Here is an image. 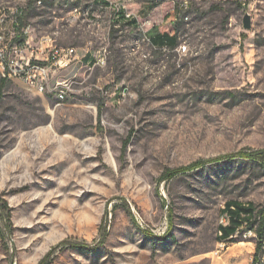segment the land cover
Returning <instances> with one entry per match:
<instances>
[{
    "label": "rangeland",
    "instance_id": "obj_1",
    "mask_svg": "<svg viewBox=\"0 0 264 264\" xmlns=\"http://www.w3.org/2000/svg\"><path fill=\"white\" fill-rule=\"evenodd\" d=\"M32 1L0 0L7 56L79 59L60 103L0 65V264H253L218 228L228 201L264 208L240 155L264 149V0ZM175 5L177 44L153 43Z\"/></svg>",
    "mask_w": 264,
    "mask_h": 264
},
{
    "label": "built area",
    "instance_id": "obj_2",
    "mask_svg": "<svg viewBox=\"0 0 264 264\" xmlns=\"http://www.w3.org/2000/svg\"><path fill=\"white\" fill-rule=\"evenodd\" d=\"M18 12L22 13L23 10ZM7 17L6 12H0V65L4 76H19L41 93H46L47 95L57 94L58 103L63 102L66 99L71 86L65 80L54 78L57 71L69 67L79 59L76 47L57 46L47 41V46L44 50L45 54L43 56L35 55L33 52L31 56L22 55L20 59L16 57H8L7 48L6 45H4L6 37L1 31ZM27 45L28 41L25 40L23 45L15 43L9 46H11L12 50L21 54V49ZM224 217H229V215L222 214L220 225H224ZM219 234L221 235L222 232L220 231ZM240 237L243 238V240L253 238L257 241V235H250L246 222L238 227L236 233H233L230 236V238L233 239H238ZM227 244H230V242L223 241L222 246ZM261 254H264V239L261 242V248L255 264H264V262H261Z\"/></svg>",
    "mask_w": 264,
    "mask_h": 264
},
{
    "label": "trees",
    "instance_id": "obj_3",
    "mask_svg": "<svg viewBox=\"0 0 264 264\" xmlns=\"http://www.w3.org/2000/svg\"><path fill=\"white\" fill-rule=\"evenodd\" d=\"M33 1L30 0V5ZM179 6L175 5L173 9H171L168 13L165 14L162 26L167 27L160 31L153 40V43H158L164 46H170L174 47L177 44L178 36H177V28L175 26H172V23L178 22V15L180 14L179 11H177V8ZM180 9V8H179ZM181 11V9H180ZM24 12V11H23ZM22 12V14H23ZM19 13V12H18ZM123 17H126L125 14ZM14 27L17 31L16 36L12 40V44L17 43L19 45H23L26 40V34H25V28L27 27V23L23 21V18L20 14H17L16 19L14 20ZM169 24V25H168ZM7 81V77L2 78V83L4 84ZM2 89V88H1ZM0 90V102H1V92ZM241 156L257 161L264 165V149L260 151H254V152H241ZM203 161H196L190 165L182 166L173 170H169L164 174V177L170 178L177 176L180 173L195 169L202 165ZM222 213H226L229 215V223L227 225H219L218 228V239L223 243V241H227L230 243L238 242L241 237L238 239L230 238V236L238 229L239 226H241L243 223L246 222V226L248 228H254L257 232V238L256 242V251L253 259V264H255L258 254L261 248V242L264 239V208L257 209L255 205L248 204L244 205L241 204L238 201L231 200L226 203L225 208L222 210ZM248 221V222H247ZM222 232L220 235L219 232ZM162 240L166 239L165 237L160 238ZM43 263V262H42Z\"/></svg>",
    "mask_w": 264,
    "mask_h": 264
},
{
    "label": "bare ground",
    "instance_id": "obj_4",
    "mask_svg": "<svg viewBox=\"0 0 264 264\" xmlns=\"http://www.w3.org/2000/svg\"><path fill=\"white\" fill-rule=\"evenodd\" d=\"M49 95H52L55 99H57V94H49ZM222 214H226V213H222ZM226 215H228V214H226ZM229 221H230L229 217H224V225H227L229 223ZM236 231L234 233H236ZM249 233H250V235H257V232L254 228H249ZM261 262H264V254H261Z\"/></svg>",
    "mask_w": 264,
    "mask_h": 264
},
{
    "label": "water",
    "instance_id": "obj_5",
    "mask_svg": "<svg viewBox=\"0 0 264 264\" xmlns=\"http://www.w3.org/2000/svg\"><path fill=\"white\" fill-rule=\"evenodd\" d=\"M250 18L247 16L246 19H245V27L246 28H250Z\"/></svg>",
    "mask_w": 264,
    "mask_h": 264
}]
</instances>
